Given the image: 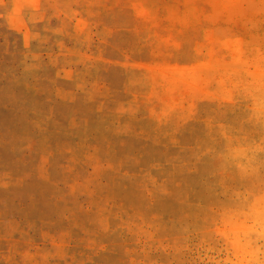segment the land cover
Instances as JSON below:
<instances>
[{"label":"rangeland","instance_id":"1","mask_svg":"<svg viewBox=\"0 0 264 264\" xmlns=\"http://www.w3.org/2000/svg\"><path fill=\"white\" fill-rule=\"evenodd\" d=\"M0 264H264V0H0Z\"/></svg>","mask_w":264,"mask_h":264}]
</instances>
